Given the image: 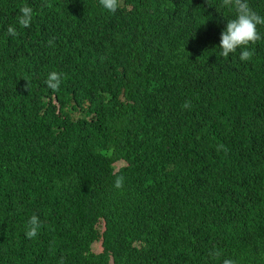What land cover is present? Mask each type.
<instances>
[{
  "label": "trees",
  "instance_id": "trees-1",
  "mask_svg": "<svg viewBox=\"0 0 264 264\" xmlns=\"http://www.w3.org/2000/svg\"><path fill=\"white\" fill-rule=\"evenodd\" d=\"M0 264H264V0H0Z\"/></svg>",
  "mask_w": 264,
  "mask_h": 264
},
{
  "label": "rangeland",
  "instance_id": "rangeland-1",
  "mask_svg": "<svg viewBox=\"0 0 264 264\" xmlns=\"http://www.w3.org/2000/svg\"><path fill=\"white\" fill-rule=\"evenodd\" d=\"M92 250H93L94 253L97 252V243H95V245L92 246Z\"/></svg>",
  "mask_w": 264,
  "mask_h": 264
}]
</instances>
